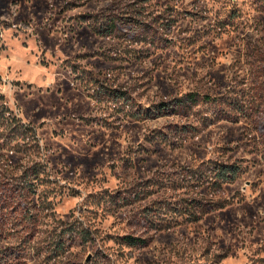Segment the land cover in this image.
Listing matches in <instances>:
<instances>
[{
	"label": "rangeland",
	"instance_id": "374dc122",
	"mask_svg": "<svg viewBox=\"0 0 264 264\" xmlns=\"http://www.w3.org/2000/svg\"><path fill=\"white\" fill-rule=\"evenodd\" d=\"M0 105L13 264H264V0H0Z\"/></svg>",
	"mask_w": 264,
	"mask_h": 264
},
{
	"label": "trees",
	"instance_id": "16d2710c",
	"mask_svg": "<svg viewBox=\"0 0 264 264\" xmlns=\"http://www.w3.org/2000/svg\"><path fill=\"white\" fill-rule=\"evenodd\" d=\"M120 23L130 24V22H128V21L127 22L121 21ZM108 24L109 25L105 29H101V30H103L102 32L104 33V35H111L113 29L116 26L115 20L113 22L110 21ZM99 32H100V30H99ZM182 104H183L182 100L177 102V106H179L177 108L178 110L181 108L180 106H182ZM7 109L8 108L6 106L0 105V126L2 127V129H4L0 132V137L1 136L3 137L4 135L8 136L11 134L12 136H16L17 138L26 139V137L28 136V133H29L32 135L33 138H36V131L34 130V128L30 127L27 124H23L22 123L23 121L20 118L16 119V118H13L10 116H6ZM21 127L25 128L24 131H22V130L20 131ZM6 131H8V132L4 133ZM0 147H1V145H0ZM229 167L232 168L231 165H225V167H221L218 170V175L220 176V179L224 180L225 182L233 181L236 178V176L240 173L239 169H233L232 168L231 170H228ZM25 176H26V173L23 174V179H25ZM1 193H2V195H0V213H1V215H4L5 214L4 211L6 210V205L4 202H6V200L8 199V197H6V196H9V193H7V191L5 189H2ZM21 195L23 196V193H21ZM3 198H6L4 202H3V200H4ZM15 207H17L20 210V213H19V215H20L19 222L20 223L19 224H21V229H23V228L25 229V227H26L25 226L26 225L25 224V218L26 217L31 218V217L35 216V213H32L31 208H29V209L26 208L24 206V204L21 203L20 201L17 202ZM24 212H26V213H24ZM204 212H206V211L204 210ZM4 226H5L4 221L1 219L0 220V232H2V229L4 228ZM3 230H5V229H3ZM63 230L64 231H62V234L60 235V237L55 240V245L53 248L54 251H60L61 249L67 247V245H66L67 239H66V234H65L66 229H63ZM7 238H9L8 237V231L6 232V239ZM22 238H23V240H21L20 243H22L24 241V236ZM127 238H128L127 242H129L131 244H140V243L146 244L148 242L147 239H143L140 237L136 238V237L128 236ZM15 255H17V252L14 250V248H11V246L6 247L5 249H1L0 250V264H13V261L15 259ZM57 255H58V253H57Z\"/></svg>",
	"mask_w": 264,
	"mask_h": 264
}]
</instances>
